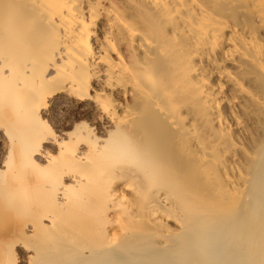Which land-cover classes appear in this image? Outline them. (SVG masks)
I'll return each instance as SVG.
<instances>
[{
	"label": "bare ground",
	"instance_id": "bare-ground-1",
	"mask_svg": "<svg viewBox=\"0 0 264 264\" xmlns=\"http://www.w3.org/2000/svg\"><path fill=\"white\" fill-rule=\"evenodd\" d=\"M247 107L264 120V0H0V217L37 240L0 264H264V142L236 201L207 186ZM138 198L158 230L118 239ZM93 203L107 240L81 226Z\"/></svg>",
	"mask_w": 264,
	"mask_h": 264
},
{
	"label": "rangeland",
	"instance_id": "rangeland-1",
	"mask_svg": "<svg viewBox=\"0 0 264 264\" xmlns=\"http://www.w3.org/2000/svg\"><path fill=\"white\" fill-rule=\"evenodd\" d=\"M259 113H261V110H259V107H257V108H255V107H247V108L241 110V112L239 114V119H238L240 126L239 127H236V126H233V125L230 124L229 127H228V129H227L229 131H223V133L220 132V134H219L220 136L219 137H220L221 148H220L219 152H217V154H215L214 156H213V154H211L213 156V158H215L214 161H211L212 163L214 162V164H217V165L220 164V166L223 165V167H225L227 165L230 171H226V172L220 173L219 168H216V170L214 169V171L211 170V169H207L206 172L209 174V175H207L208 176L207 178H209V179H207L208 180V185L207 186H209L208 188H210L213 185H216V186L219 185L218 186L219 192L221 194H223L224 199L226 197L229 198V200H228L229 202L230 201L232 202L233 200H235V198H234L235 196L232 197L233 195H231L227 191V189H228L227 186L229 185L228 180L229 179L231 180V176L230 175H232V178L234 177V180L239 179V181L240 180L241 181H244V179L245 180L249 179V177H250L249 176L250 175V172L249 171H250V168L252 167V166L250 167V165L251 164L253 165V163H252L253 160L252 159H254V157L258 153L259 149H261V148H259L261 146V143L264 142L263 141L264 140V136H263L264 135V132H263L264 131V125L262 124V123H264V120H262V117L263 116L260 115ZM244 116H246V117L244 118ZM246 118H247V120L249 122L250 121H253L256 124L255 123L253 124L252 122H250V124H249L248 121L246 120ZM249 119H252V120H249ZM257 125H259V126H262L263 125L262 126L263 130L261 129L258 132V130H256L258 128H256V127H259V126H257ZM253 126H254V129H253ZM259 135H261V136H259ZM223 136H224V138H223ZM230 137H231V139H230ZM187 138L186 137H183V142H182L184 144V147H185L184 148L185 154L187 153L186 154L187 159H190L189 161H190L191 164L198 163L195 160L196 158H195V156L193 155V153H192V151L190 149V147H191V145L189 146L190 140L187 139ZM258 139L261 140L262 142L259 141ZM187 141H189V142H187ZM258 141L260 143H258ZM231 142H233V143L231 144ZM257 145H258V147H257ZM249 152H251V153H249ZM252 153L254 155H252ZM249 155H250V157H249ZM251 156H252V158H251ZM216 159H218V160H216ZM220 160H221V162H219ZM235 166L236 167L238 166L240 169L237 167V169H238L237 170ZM231 168L234 169L233 172L235 174L233 172H231L232 171ZM252 168H251V170H253ZM31 171H33V169H27L26 173H29ZM239 171H240V173L237 174ZM217 174H218L219 177H217ZM245 174H248V175L245 176ZM237 175H238V177H237ZM243 175H244V178H242ZM255 177H256V183H258L259 185H262V183L264 184V173L259 174L257 176H254V178ZM226 179H228V180H226ZM105 181L106 180H104V183H105ZM259 181H261V182H259ZM221 190H222V192H221ZM129 192H131V191L129 190ZM144 193H146V191ZM150 196H152V194H150V192H148L147 200H149L151 198ZM177 196L178 195H176V197H175V195H174V197L172 199V201H174L173 202V205H175V206H173L174 208L172 207V218H171L172 219V222H171V225H170L173 233L176 231L174 229V228H176V226L174 225V223L175 224L178 223L177 222L178 221V218L177 217H179V216L182 217L183 216V213H181L180 207H178V206L182 205V203H181V200ZM230 197L233 198V199H231ZM258 198H259V200H261L263 198V195L261 196V199H260V197L257 194V199ZM142 202H143V200H140L139 199L138 202H137V204H136L137 206L135 205V206H133V208H130V209L128 208L127 210L123 208L124 212L121 211V214L118 215L119 217L120 216L121 217L119 218L117 216V218H114L113 221L116 222L114 224L115 225V228H117L120 232L122 231L121 232V235H120V237H118V239H120L122 237V235H124L126 233V231L131 230V229H135V228H136V230L138 229L140 231H141V228H143V229L146 228L147 231H149V230L151 231L152 230L153 232L158 230L156 228V226H154L153 224L151 225V223H149V221L147 220V218L145 216L146 215V205H143ZM139 206H140V208H139ZM91 207H92V209H88L86 212H83L84 213L83 214L84 216L81 215V219H80L81 222H82L81 223V226L84 225L83 227H85V228L87 227V228L90 229V230L88 229L89 231L87 232L88 235H89V237H93V238L95 237L98 240H101V239L107 240L108 231H109V224L107 223V220L105 219V217L102 216L103 215V212L105 210L104 205L103 204H97L96 205V203H93L91 205ZM178 210H180V211H178ZM132 211L135 212L134 217L132 216L133 215L132 214L133 213ZM83 217H85V218H83ZM86 217H87V219H86ZM175 218H177V219L175 220ZM84 219H86V221H84ZM139 219H141L143 221L141 222V220H139ZM88 220H90V221H88ZM87 221H88V223H87ZM25 222L34 223V222H36V219L34 217H32V216H27L26 217V221H25V220H23V218H20V217L15 216L10 211L4 213V215H2V217H0V252L3 249V247L13 245L15 243H18V241L23 243V241L25 239H23V235L21 234V229H22L23 225L25 224ZM86 223H87V225H86ZM135 223L138 226L137 225H134ZM148 224H149V226H148ZM118 226L121 229H119ZM147 227H148V229H147ZM117 229H115V230L117 231ZM35 242H36V244H35ZM25 243H26V245H29V246H36L37 245V240H36V238L31 237V238L26 239L25 240ZM0 259H1V255H0Z\"/></svg>",
	"mask_w": 264,
	"mask_h": 264
}]
</instances>
